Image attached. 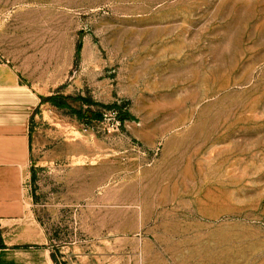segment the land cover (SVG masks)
Returning <instances> with one entry per match:
<instances>
[{
  "label": "rangeland",
  "instance_id": "rangeland-1",
  "mask_svg": "<svg viewBox=\"0 0 264 264\" xmlns=\"http://www.w3.org/2000/svg\"><path fill=\"white\" fill-rule=\"evenodd\" d=\"M0 62L55 264H264V0H0Z\"/></svg>",
  "mask_w": 264,
  "mask_h": 264
},
{
  "label": "crops",
  "instance_id": "crops-1",
  "mask_svg": "<svg viewBox=\"0 0 264 264\" xmlns=\"http://www.w3.org/2000/svg\"><path fill=\"white\" fill-rule=\"evenodd\" d=\"M54 95L26 65L0 62V264H55L35 220L32 190L36 168L45 163L32 144V123Z\"/></svg>",
  "mask_w": 264,
  "mask_h": 264
},
{
  "label": "trees",
  "instance_id": "trees-1",
  "mask_svg": "<svg viewBox=\"0 0 264 264\" xmlns=\"http://www.w3.org/2000/svg\"><path fill=\"white\" fill-rule=\"evenodd\" d=\"M4 248H5V246L3 244L2 237H1V232H0V250H2ZM52 259H53V257H52ZM53 261H54V259H53Z\"/></svg>",
  "mask_w": 264,
  "mask_h": 264
}]
</instances>
